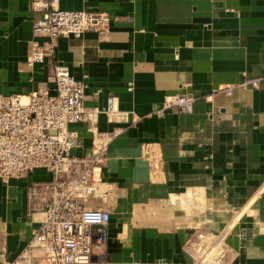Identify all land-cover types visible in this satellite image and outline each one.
Returning a JSON list of instances; mask_svg holds the SVG:
<instances>
[{
	"label": "crops",
	"instance_id": "crops-1",
	"mask_svg": "<svg viewBox=\"0 0 264 264\" xmlns=\"http://www.w3.org/2000/svg\"><path fill=\"white\" fill-rule=\"evenodd\" d=\"M30 2L0 0V94L50 88L56 64L84 78L83 106L98 112L68 125L73 153L109 138L96 191L106 196L86 202L109 211L107 238L89 264H193L199 236L221 231V264H264V0H57L107 12V31L58 37L51 60L27 65L43 40ZM250 78L257 87L237 86ZM181 93L193 96L189 113H151ZM108 94L123 120L100 111ZM49 178L35 168L0 180V264L37 225L26 186Z\"/></svg>",
	"mask_w": 264,
	"mask_h": 264
},
{
	"label": "built area",
	"instance_id": "built-area-1",
	"mask_svg": "<svg viewBox=\"0 0 264 264\" xmlns=\"http://www.w3.org/2000/svg\"><path fill=\"white\" fill-rule=\"evenodd\" d=\"M57 0H31L35 18L32 30L42 36L30 42L26 64L51 60L58 37H79L85 31L103 34L110 16L100 10H62ZM82 77H85L84 75ZM84 78L75 79L69 70L53 65L52 86L40 85L26 94H0V180L22 177L35 168L50 174L45 181L31 182L25 190L26 214L37 225L29 240L9 264H89L101 254L107 238L109 211L87 206L90 197L104 200L106 192H96L105 164L109 138L96 135L87 155H75L78 135L69 124L94 119L98 110L83 106ZM257 78L237 86L257 87ZM232 84L221 90L229 94ZM131 89L128 83L126 90ZM193 96L189 93L163 98L151 113H189ZM108 120H123L115 97L108 94L100 110ZM224 232L200 235L194 246L193 264H221ZM215 255H213V251Z\"/></svg>",
	"mask_w": 264,
	"mask_h": 264
}]
</instances>
